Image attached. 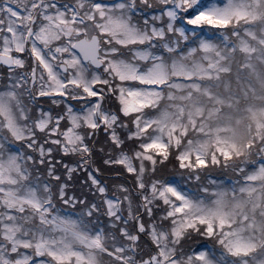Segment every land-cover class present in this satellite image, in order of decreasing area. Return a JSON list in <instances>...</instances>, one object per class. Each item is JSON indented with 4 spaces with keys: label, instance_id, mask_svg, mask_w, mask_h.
Wrapping results in <instances>:
<instances>
[{
    "label": "snow or ice",
    "instance_id": "obj_1",
    "mask_svg": "<svg viewBox=\"0 0 264 264\" xmlns=\"http://www.w3.org/2000/svg\"><path fill=\"white\" fill-rule=\"evenodd\" d=\"M0 264H264V0H0Z\"/></svg>",
    "mask_w": 264,
    "mask_h": 264
}]
</instances>
